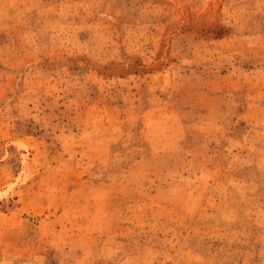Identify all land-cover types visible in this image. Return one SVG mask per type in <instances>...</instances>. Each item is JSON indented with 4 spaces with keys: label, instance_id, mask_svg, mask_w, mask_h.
Returning a JSON list of instances; mask_svg holds the SVG:
<instances>
[{
    "label": "rangeland",
    "instance_id": "1",
    "mask_svg": "<svg viewBox=\"0 0 264 264\" xmlns=\"http://www.w3.org/2000/svg\"><path fill=\"white\" fill-rule=\"evenodd\" d=\"M0 264H264V0H0Z\"/></svg>",
    "mask_w": 264,
    "mask_h": 264
}]
</instances>
